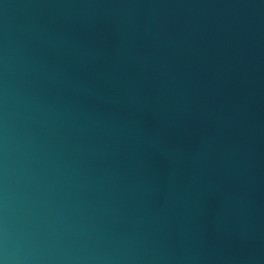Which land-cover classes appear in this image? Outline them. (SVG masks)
<instances>
[{"label":"water","instance_id":"1","mask_svg":"<svg viewBox=\"0 0 264 264\" xmlns=\"http://www.w3.org/2000/svg\"><path fill=\"white\" fill-rule=\"evenodd\" d=\"M0 264H264V0H0Z\"/></svg>","mask_w":264,"mask_h":264}]
</instances>
